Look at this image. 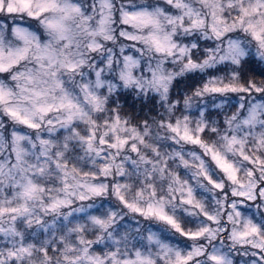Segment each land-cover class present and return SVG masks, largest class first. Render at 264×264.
Instances as JSON below:
<instances>
[{
    "label": "snow or ice",
    "instance_id": "1",
    "mask_svg": "<svg viewBox=\"0 0 264 264\" xmlns=\"http://www.w3.org/2000/svg\"><path fill=\"white\" fill-rule=\"evenodd\" d=\"M0 264H264V0H0Z\"/></svg>",
    "mask_w": 264,
    "mask_h": 264
}]
</instances>
